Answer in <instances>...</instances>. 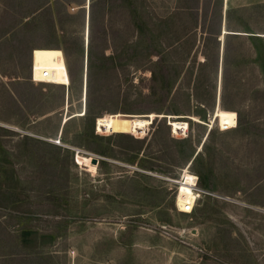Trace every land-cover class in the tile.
<instances>
[{
	"label": "rangeland",
	"instance_id": "1",
	"mask_svg": "<svg viewBox=\"0 0 264 264\" xmlns=\"http://www.w3.org/2000/svg\"><path fill=\"white\" fill-rule=\"evenodd\" d=\"M0 264H264V0H0Z\"/></svg>",
	"mask_w": 264,
	"mask_h": 264
},
{
	"label": "bare ground",
	"instance_id": "2",
	"mask_svg": "<svg viewBox=\"0 0 264 264\" xmlns=\"http://www.w3.org/2000/svg\"><path fill=\"white\" fill-rule=\"evenodd\" d=\"M226 33L227 31L223 29L222 34L220 35L221 40L223 39V36ZM31 73L34 81L38 83H50L55 85L66 86L69 84L70 81L63 52L59 49H33L31 52ZM217 101V106L219 108V99ZM73 116L80 115L76 114ZM68 119L69 117H64L63 123H66ZM211 128L207 132L206 136L204 135L205 137L202 139V142L200 144L201 146L197 147V151L195 152L194 157L197 156L198 152L201 150V147L205 143ZM194 157L189 160L187 165L183 168L182 177L177 182L178 184H180V187L177 189L176 195V204L178 207H181L184 202L192 204L194 200V194L191 191V187L196 185V178L192 173L188 171L189 167L192 166ZM76 163L79 166L85 167L88 171H95V165L92 164L91 158L89 156H79L78 154L76 156Z\"/></svg>",
	"mask_w": 264,
	"mask_h": 264
},
{
	"label": "built area",
	"instance_id": "3",
	"mask_svg": "<svg viewBox=\"0 0 264 264\" xmlns=\"http://www.w3.org/2000/svg\"><path fill=\"white\" fill-rule=\"evenodd\" d=\"M32 81L33 82H36V81H34L33 77H32ZM46 84H50V83H46ZM78 153H79V151H76V156L78 155ZM181 177H182V175L180 176V178ZM195 178H196V181H195L196 185H194L193 187H191V191L194 194V196H193L194 197L193 203L190 204L188 202H184L181 207H178L176 205V208H177L178 212H180V213H183V214H191L193 212V210H194V207H195V205L197 203L198 198L201 196V194H203V192L197 188L198 178L196 176H195ZM170 182H172L173 184H175L177 186V188L179 187V184L176 183V180H170Z\"/></svg>",
	"mask_w": 264,
	"mask_h": 264
},
{
	"label": "water",
	"instance_id": "4",
	"mask_svg": "<svg viewBox=\"0 0 264 264\" xmlns=\"http://www.w3.org/2000/svg\"><path fill=\"white\" fill-rule=\"evenodd\" d=\"M91 162H92V164L95 165L97 163V160L96 159H92Z\"/></svg>",
	"mask_w": 264,
	"mask_h": 264
},
{
	"label": "trees",
	"instance_id": "5",
	"mask_svg": "<svg viewBox=\"0 0 264 264\" xmlns=\"http://www.w3.org/2000/svg\"><path fill=\"white\" fill-rule=\"evenodd\" d=\"M210 132H211V130H210ZM210 132H209V134H210ZM209 134H208V136H209ZM208 138V137H207ZM207 140V139H206Z\"/></svg>",
	"mask_w": 264,
	"mask_h": 264
}]
</instances>
